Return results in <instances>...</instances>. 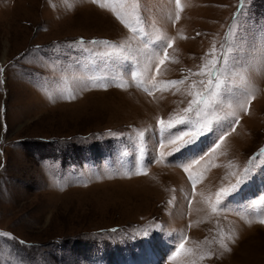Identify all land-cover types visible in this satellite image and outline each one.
<instances>
[{"label":"rangeland","instance_id":"rangeland-1","mask_svg":"<svg viewBox=\"0 0 264 264\" xmlns=\"http://www.w3.org/2000/svg\"><path fill=\"white\" fill-rule=\"evenodd\" d=\"M262 198L264 0H0V264H264Z\"/></svg>","mask_w":264,"mask_h":264},{"label":"snow or ice","instance_id":"snow-or-ice-1","mask_svg":"<svg viewBox=\"0 0 264 264\" xmlns=\"http://www.w3.org/2000/svg\"><path fill=\"white\" fill-rule=\"evenodd\" d=\"M95 2V0H94ZM176 4H177V7L179 8L180 7V0H176ZM121 18V22L122 23H125V26L126 27H130V30L132 31H136L135 28H131V25H129L126 21H124L123 17H119ZM177 19H179V13H177ZM137 22H138V18H137ZM92 43H96L95 41H93ZM106 43V42H104ZM171 45L169 44L168 47H170ZM161 63H163V61H161ZM212 63V71L213 72H216V77H215V80H216V83L214 84L213 86V78H210L209 79V89L207 90L208 92V95L207 96H202L200 93H197L196 94V98L193 99L189 106H188V109H186V111H192L193 110V105H196V106H200V105H203L205 107L209 106V98H214L216 97L218 94H219V89H221L222 87V84L219 80V70L216 69V63L217 61H213L211 62ZM172 83H176V82H172ZM247 99H251L250 97H248ZM241 107H243V104H241ZM197 114L200 113V108L197 107ZM181 123H183V121H180ZM199 123V122H197ZM161 124H163V121H161ZM207 125L204 124V125H201L199 127L197 126H193L192 129L188 130V131H180L179 133L177 134H173L169 140V143H173L175 144L177 140H182L183 137H190V139L188 140H183V143L179 144L176 148V151H179L180 148H183L185 147L186 145L188 144H192L196 141L197 137L201 134V132L203 131L204 127H206ZM163 130V129H162ZM221 140L223 139V137L220 138ZM219 145H217L218 147ZM203 157H201L202 159ZM194 163H199L198 160L194 161ZM191 167V165H187L185 166V171L188 170V168ZM247 172V170H246ZM191 178V177H190ZM241 183V180H238L237 181V185H234L233 186V190L235 189L236 186H238L239 184ZM193 184H195V181H193ZM228 189H221V191L219 193H217V204L220 203V197L222 195L226 196L228 194ZM261 203H264V198H262L261 200ZM213 211H215V206L213 207ZM260 223H264V220H260L259 221ZM225 247V250L226 251H230V249H228L226 246ZM181 248H183V244H181Z\"/></svg>","mask_w":264,"mask_h":264},{"label":"bare ground","instance_id":"bare-ground-1","mask_svg":"<svg viewBox=\"0 0 264 264\" xmlns=\"http://www.w3.org/2000/svg\"><path fill=\"white\" fill-rule=\"evenodd\" d=\"M261 248H263V247H261ZM264 250V249H263Z\"/></svg>","mask_w":264,"mask_h":264}]
</instances>
